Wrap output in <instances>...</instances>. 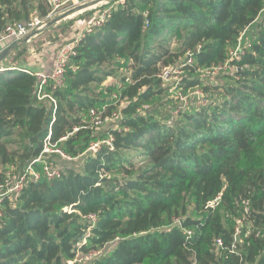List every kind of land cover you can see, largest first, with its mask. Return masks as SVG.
I'll list each match as a JSON object with an SVG mask.
<instances>
[{
	"label": "trees",
	"instance_id": "16d2710c",
	"mask_svg": "<svg viewBox=\"0 0 264 264\" xmlns=\"http://www.w3.org/2000/svg\"><path fill=\"white\" fill-rule=\"evenodd\" d=\"M106 9L53 93V124L32 72H0V183L6 166L22 171L41 154L51 125L52 142L68 137L59 146L74 159L53 155L60 178L29 180L0 203V264H66L78 253L93 254L89 264H264V0H117ZM34 11L45 18L47 0H0V36ZM226 65L231 82L206 107L174 120L169 106L153 105L169 89L163 68L179 67V86L203 96L211 88L195 75ZM108 78L122 83L126 105L103 98ZM98 104L120 118L84 129ZM98 138L109 144L86 153Z\"/></svg>",
	"mask_w": 264,
	"mask_h": 264
},
{
	"label": "built area",
	"instance_id": "2783aa9c",
	"mask_svg": "<svg viewBox=\"0 0 264 264\" xmlns=\"http://www.w3.org/2000/svg\"><path fill=\"white\" fill-rule=\"evenodd\" d=\"M47 3L49 5L50 12L45 18L40 17L38 13L34 11L32 18L29 22L16 23L7 26L5 33L2 36H0V44H5V43L11 44L24 37H26V40L24 41L26 42L30 40L33 36H35L37 33L47 29V24L51 20H53L57 14L62 12L63 9L65 8L64 7L65 1L47 0ZM108 13H109V9H106L97 18H95V20L84 30L83 34L80 37H78L72 43H65L59 47L55 56L54 67L51 71L32 72V74L35 76L37 80L35 95L38 101L46 104L48 107H51L53 109L52 124L56 120L55 112L58 106V102L56 98L53 96V93L56 90L61 89L65 86L66 75L69 68L72 65L73 57L76 56V49L79 42L86 35L91 34L94 28L101 27L106 21ZM32 33H35V35H32ZM233 54H235L234 59H233ZM239 57L240 55L238 52L235 53L232 52V59H231L232 61H234L235 59L239 60L240 59ZM192 62L193 61L190 60V63ZM171 68L173 74V66L163 68L160 77L164 81H167L166 78H168L171 75ZM218 69H223V68L219 67L213 69V72L218 71ZM1 71L3 70L0 69V72ZM197 97L199 101H201V98H203L202 93L200 91ZM119 118L120 115L116 113H113L112 117H107L105 107L96 105L95 108L91 109L90 111L88 118L89 120L87 122L88 125L84 126L83 128L99 129L103 127L104 123L107 122V120L119 119ZM51 126L49 130V134L44 141V146L41 154L36 158L32 159L22 171L16 172L13 178L7 172L4 182L0 183V203H2L4 198L7 196L19 194L29 180L39 181L42 177H45L46 179L49 180L60 178L62 176V171H61L62 169L61 167L55 165L54 162L51 161L50 158L53 155H59L64 160L73 161V158L66 155L65 152L59 146V144L65 141L68 137H63L60 140V142L53 143ZM79 130L80 128H75L74 133ZM105 143L109 144V142L106 140L96 141L90 145L88 151L98 152L101 150L102 145H104ZM0 216H2L1 212H0ZM87 218H89L94 222L96 221L95 215H90ZM219 244L222 245L221 241H219ZM94 254H98V252ZM92 255L93 254H89L87 256L88 259H90Z\"/></svg>",
	"mask_w": 264,
	"mask_h": 264
},
{
	"label": "rangeland",
	"instance_id": "374dc122",
	"mask_svg": "<svg viewBox=\"0 0 264 264\" xmlns=\"http://www.w3.org/2000/svg\"><path fill=\"white\" fill-rule=\"evenodd\" d=\"M64 1H65V4H64L65 8L63 9L62 12L57 14L55 18L60 17L67 11L78 8L80 6L79 2L76 0H64ZM111 3L109 2L107 5L105 4L102 7H97L96 9H94V11H89L86 14L84 13V11H82L79 13V15H74L72 17L73 19H72L71 24L68 23L70 20L66 19L67 21L59 25L61 27V30L59 32L50 34V37L48 38L49 41L54 43L56 42L57 38H65L66 41L64 42V44L72 43L73 41H75L78 37H80L83 34L84 30L95 20V18H97L103 12V10L110 7ZM86 17H88L87 20H86ZM78 20L83 21V24H82L83 28H80V27L74 28L75 27L74 24H76ZM256 25L252 26L249 30H247L246 34L242 37L240 44L232 49L233 53L235 52L239 53V51L243 50L248 40L251 39V35L256 31V28H257ZM38 46H41L40 47L41 50L43 49V46L41 43H39ZM30 56L31 54L29 55V51L28 49H26L24 51L23 50L20 51V53L18 54L13 55L12 60L14 61V63L19 62V61L23 62V60L26 61L27 58H29ZM234 58H235V54H233V59ZM230 59H232V56ZM1 67L0 69L2 68L7 69V67H4V65L2 68ZM234 70H235L234 67L228 65V66H225L223 69H218V71H215V72H213L212 70H202L197 75H195L196 77L200 79L202 83L201 88H211V91H206L205 93H203V96L206 99L201 98V101H199L197 97V95L199 94V90H198L199 88H194V89L181 88L179 86V83L182 82V78L185 77L186 74L179 67L174 66L173 74H172V68H171V75L168 78H166L167 81H165L166 83H164V86L169 88L168 91L164 95L155 99L156 103H154L153 105H155L156 107L157 106L165 107L166 105L167 108L169 106L170 109H169L168 114L170 113L174 120H178L181 118L180 117L181 112H191L193 110L191 107L194 105L206 107L208 105L207 98L209 99L208 101L210 102L211 101L210 99L214 97H219L218 96L219 94H217L218 92H216V90L220 87L223 88L225 84H227L228 82H231L230 76H232ZM126 71L127 70L125 69L119 70L118 74L122 76L126 74ZM105 87H109L110 91L109 92L105 91L103 98H111L112 101L118 98V100L115 101V104L119 105V107L126 105V102L123 101L124 99L121 98L122 91L120 90V88L122 87V83L119 82L118 79L108 78L106 83H104V85L101 87V89L102 88L104 89ZM98 106H101V105L98 104ZM159 110H162V109H159ZM116 114L120 115V113L118 112ZM115 120L116 119L107 120V122L104 123L102 128H106L110 122H114ZM171 123H173V120L168 122V124H171ZM92 136H95V134H92ZM105 139L106 138H98V141H103ZM10 141H12L10 144L11 150L16 151L20 149L18 143L13 144V142H17L16 136L10 138ZM94 142L96 141H93L92 143ZM86 153H91V152L87 150ZM131 155L134 156L135 158L134 163L137 164L138 166H140L139 165L140 162H142L143 164L144 163L143 161L146 160L142 155H139L134 150H130L129 152L125 153L126 157H130ZM85 157H86V154L84 153L79 158L75 159L73 163L80 164L82 160H84ZM18 164L19 163L15 161L13 164L6 166L4 170L8 172L10 176L13 178L16 172L20 171V167ZM84 242H87V241L85 240ZM88 255L89 254L81 255L80 253H78L76 259L64 260V263L66 264H89L90 259H88L87 257Z\"/></svg>",
	"mask_w": 264,
	"mask_h": 264
},
{
	"label": "crops",
	"instance_id": "0c3cea01",
	"mask_svg": "<svg viewBox=\"0 0 264 264\" xmlns=\"http://www.w3.org/2000/svg\"><path fill=\"white\" fill-rule=\"evenodd\" d=\"M79 2L80 6H83L86 3H90V2H96L99 0H76ZM117 0H114L112 2H115ZM81 3V4H80ZM107 5V4H106ZM103 5H94L93 7H91L90 9L87 10H83L84 13H88L89 11H94V9H96L97 7H102ZM82 12V11H80ZM73 14L72 16L68 17L67 20H70L68 23L71 24L72 23V17L74 15H79V13ZM84 15V14H82ZM88 19V17H86V20ZM66 19L55 24L54 26H52L51 28H47L42 32L37 33L35 36H33L30 40L24 42L18 49H16L8 58H6L3 62H0V67L4 65V67H7V69H12V68H16V70H21V71H25V72H37V71H42V72H49L53 69L54 67V62H55V56L56 53L59 49L60 46H62L64 44V42L66 41L65 38H57L56 42H50L49 41V37L51 33H56L59 32L61 30V27L59 25H61V23L67 21ZM76 23V22H74ZM83 21L82 20H78L75 25L74 28H83L82 26ZM73 28V29H74ZM39 43L42 44L43 49L41 50V46H38ZM12 44V43H11ZM10 43H5V44H0V54L9 46L11 45ZM28 49L29 51V55L31 54V56L29 58H27V60H23V62L19 61V62H15L12 60V56L15 54L20 53V51H24ZM8 63V64H7ZM17 64V65H15ZM1 67V68H2Z\"/></svg>",
	"mask_w": 264,
	"mask_h": 264
},
{
	"label": "water",
	"instance_id": "95a60500",
	"mask_svg": "<svg viewBox=\"0 0 264 264\" xmlns=\"http://www.w3.org/2000/svg\"><path fill=\"white\" fill-rule=\"evenodd\" d=\"M114 0H99V1H94V2H90V3H86L83 6H79L78 8L72 9L67 11L66 13H64L62 16L57 17L53 20H51L48 24H47V28H51L52 26H54L55 24L67 19L68 17L72 16L73 14H76L80 11L83 10H87L90 9L91 7H93L95 4L96 5H105L108 4L109 2L111 3ZM32 35H35V33H32ZM26 40V37L12 43L11 45H9L1 54H0V62H3L6 58H8L16 49H18ZM3 71H8V70H16V68H12V69H4L2 68Z\"/></svg>",
	"mask_w": 264,
	"mask_h": 264
},
{
	"label": "bare ground",
	"instance_id": "6f19581e",
	"mask_svg": "<svg viewBox=\"0 0 264 264\" xmlns=\"http://www.w3.org/2000/svg\"><path fill=\"white\" fill-rule=\"evenodd\" d=\"M174 67V66H173Z\"/></svg>",
	"mask_w": 264,
	"mask_h": 264
}]
</instances>
